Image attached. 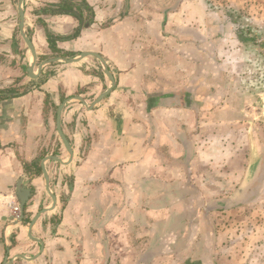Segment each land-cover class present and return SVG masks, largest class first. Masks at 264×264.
Masks as SVG:
<instances>
[{"label":"crops","instance_id":"1","mask_svg":"<svg viewBox=\"0 0 264 264\" xmlns=\"http://www.w3.org/2000/svg\"><path fill=\"white\" fill-rule=\"evenodd\" d=\"M20 1L0 0V95L27 87L0 98V264H264V97L232 22L202 0H24L34 79Z\"/></svg>","mask_w":264,"mask_h":264},{"label":"rangeland","instance_id":"2","mask_svg":"<svg viewBox=\"0 0 264 264\" xmlns=\"http://www.w3.org/2000/svg\"><path fill=\"white\" fill-rule=\"evenodd\" d=\"M205 3L207 10L216 14V18L220 19L228 18L232 22V27L238 33L240 41H235L232 43L236 44V47L230 50L229 55L235 57L238 53L240 55L245 54V63L240 67L239 71H242L244 77H248L250 81H255L257 83V89L262 97H264V0H202ZM237 31V32H236ZM240 43H242L240 45ZM248 45V46H247ZM250 46V47H249ZM249 47V48H248ZM238 51V53H237ZM242 57V56H241ZM251 144V143H250ZM249 197L246 199V201ZM258 219V217H256ZM248 228L253 232H257V224L254 226L248 221ZM227 225V229L230 233V239L227 243H223L227 247H237L241 244L240 237L243 234H238V232H244L243 227L236 226V224L230 223ZM232 225V226H231ZM226 226V224H225ZM232 227V228H231ZM240 228V231H236V228ZM235 233V234H234ZM238 240L237 241V237ZM241 235V236H240ZM245 239V245L251 247V240L243 237ZM245 245L239 246L244 248ZM237 254V253H236ZM231 258V257H229ZM229 261V259H228ZM235 257L228 264H235Z\"/></svg>","mask_w":264,"mask_h":264},{"label":"water","instance_id":"3","mask_svg":"<svg viewBox=\"0 0 264 264\" xmlns=\"http://www.w3.org/2000/svg\"><path fill=\"white\" fill-rule=\"evenodd\" d=\"M24 0H21L20 1V9H19V15H20V22H19V28H20V32L21 33V36H22V39L24 40L25 44L27 45L29 51L31 52L32 56H33V59H34V62H33V65L31 66V68L29 67V72H30V76L32 78H37V75H33V68L35 66V59H36V56H35V51H34V48L31 44V42L29 41V39L27 38L26 34L24 33V14H23V11H22V8H21V5H22V2ZM88 54V53H87ZM86 54H82L80 57H84ZM89 55V54H88ZM92 56L96 57L97 59H99V61L102 63L104 69H105V72L106 74L108 75V78L111 82V84H113V80L106 68V65L104 63V61L102 60V58H100L98 55L96 54H92ZM57 59H53V60H50L46 63H51L53 61H55ZM59 60V59H58ZM62 60H64L65 62H75V61H68V60H65L62 58ZM46 63H43L42 65L39 66V70L41 71L42 67L46 64ZM109 89L107 91H105V93L100 97H105L108 93ZM60 110L61 108L59 109V112H58V117H57V129H58V133L66 147V149L70 152V147H69V144L67 142V140L64 138V136L62 135V132L60 130ZM258 179V175H256V173H253L247 177H245L244 181L242 182V184L238 187V189L230 196L229 199H227L226 201H223V202H219L218 204H215L214 205V209H229V208H232L233 206H236L237 204L241 203L242 199H243V196L249 192V190H251V188L253 187V185L256 183ZM24 206V203L22 204V208Z\"/></svg>","mask_w":264,"mask_h":264},{"label":"trees","instance_id":"4","mask_svg":"<svg viewBox=\"0 0 264 264\" xmlns=\"http://www.w3.org/2000/svg\"><path fill=\"white\" fill-rule=\"evenodd\" d=\"M61 8L62 9H60V10H72L73 9V7L71 6L70 3L69 4L68 3H64L61 6ZM49 45H50L51 48H53L55 46V43H52V40H51ZM54 52H57V51H54ZM26 89H27L26 86H20V87H15V88H12V89H8L4 94L0 95V98L6 97V96H18V95L25 94L26 93Z\"/></svg>","mask_w":264,"mask_h":264}]
</instances>
